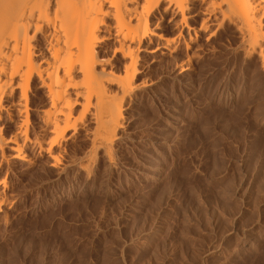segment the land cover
<instances>
[{"label": "rangeland", "instance_id": "rangeland-1", "mask_svg": "<svg viewBox=\"0 0 264 264\" xmlns=\"http://www.w3.org/2000/svg\"><path fill=\"white\" fill-rule=\"evenodd\" d=\"M224 28L200 33L185 82L180 63L144 65L155 83L131 106L113 173L75 166L80 132L57 163L75 167L37 158L8 179L0 264H264V62Z\"/></svg>", "mask_w": 264, "mask_h": 264}, {"label": "bare ground", "instance_id": "bare-ground-1", "mask_svg": "<svg viewBox=\"0 0 264 264\" xmlns=\"http://www.w3.org/2000/svg\"><path fill=\"white\" fill-rule=\"evenodd\" d=\"M196 16L198 25L189 21ZM263 16L264 0H0V220L11 203L8 179L22 178L37 158L69 168L72 160L57 163L80 132L89 147L75 166L88 174L101 160L106 175L115 170L131 106L155 80L141 78L145 64L180 63L172 79L185 80L203 48L194 46L200 33L228 26L237 49L263 63Z\"/></svg>", "mask_w": 264, "mask_h": 264}]
</instances>
